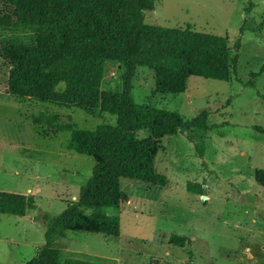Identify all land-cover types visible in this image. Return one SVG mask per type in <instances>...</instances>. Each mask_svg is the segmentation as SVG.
<instances>
[{
	"label": "rangeland",
	"instance_id": "obj_1",
	"mask_svg": "<svg viewBox=\"0 0 264 264\" xmlns=\"http://www.w3.org/2000/svg\"><path fill=\"white\" fill-rule=\"evenodd\" d=\"M146 22L228 36L236 72L230 81L190 76L185 92L161 94L154 72L137 69L138 103L187 119L207 109L214 129L193 132L195 142L181 133L165 136L156 169L167 184L123 179L129 201L108 210L120 217V236L67 231L56 240L62 257L104 264H264V185L256 176L264 171V0H157ZM10 34L0 28V37ZM121 73L117 62L107 61L104 88L120 90ZM8 76L0 60V191L31 195L36 207L25 216L0 213V264H25L46 243L45 217L77 200L95 165L68 148L69 132L37 119L56 114L61 124L95 128L116 123V116L19 99L8 93ZM201 142L203 157L195 148ZM172 234L186 236L185 245L171 244Z\"/></svg>",
	"mask_w": 264,
	"mask_h": 264
},
{
	"label": "trees",
	"instance_id": "obj_2",
	"mask_svg": "<svg viewBox=\"0 0 264 264\" xmlns=\"http://www.w3.org/2000/svg\"><path fill=\"white\" fill-rule=\"evenodd\" d=\"M157 0H0V60L9 67L8 93L61 107L76 108L98 117L116 116V123L83 128L61 124L59 116L42 114L55 131L70 133L68 148L95 160L92 175L56 216H47L46 243L25 264H104L69 257L63 259L56 240L67 231H86L119 237L121 221L108 208L119 209L129 197L123 179L165 186L167 176L156 169L165 136L210 132L209 111L187 119L176 111L138 103L133 79L139 67L154 72L155 91L180 94L190 76L230 81L238 56H232L228 36L173 28L146 22ZM250 6H254L252 3ZM249 9V8H248ZM122 69L120 90L104 88L105 63ZM264 66L262 67V70ZM146 130L148 136L138 137ZM204 144L195 148L204 156ZM264 185V171H257ZM192 189V184H188ZM195 189L202 195V186ZM35 198L0 191V213L25 216ZM186 236L172 234L170 243L184 246Z\"/></svg>",
	"mask_w": 264,
	"mask_h": 264
},
{
	"label": "water",
	"instance_id": "obj_3",
	"mask_svg": "<svg viewBox=\"0 0 264 264\" xmlns=\"http://www.w3.org/2000/svg\"><path fill=\"white\" fill-rule=\"evenodd\" d=\"M204 198L207 199V196L204 195Z\"/></svg>",
	"mask_w": 264,
	"mask_h": 264
},
{
	"label": "crops",
	"instance_id": "obj_4",
	"mask_svg": "<svg viewBox=\"0 0 264 264\" xmlns=\"http://www.w3.org/2000/svg\"><path fill=\"white\" fill-rule=\"evenodd\" d=\"M258 129H260V128H258ZM109 209H111V208H108V210H109Z\"/></svg>",
	"mask_w": 264,
	"mask_h": 264
}]
</instances>
